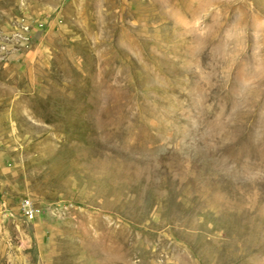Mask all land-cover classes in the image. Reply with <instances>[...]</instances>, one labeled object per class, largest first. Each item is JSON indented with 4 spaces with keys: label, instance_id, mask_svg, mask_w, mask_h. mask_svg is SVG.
Instances as JSON below:
<instances>
[{
    "label": "rangeland",
    "instance_id": "rangeland-1",
    "mask_svg": "<svg viewBox=\"0 0 264 264\" xmlns=\"http://www.w3.org/2000/svg\"><path fill=\"white\" fill-rule=\"evenodd\" d=\"M0 264H264V0H0Z\"/></svg>",
    "mask_w": 264,
    "mask_h": 264
},
{
    "label": "built area",
    "instance_id": "built-area-1",
    "mask_svg": "<svg viewBox=\"0 0 264 264\" xmlns=\"http://www.w3.org/2000/svg\"><path fill=\"white\" fill-rule=\"evenodd\" d=\"M22 212L27 219H33L37 213V207L30 198H26L22 201Z\"/></svg>",
    "mask_w": 264,
    "mask_h": 264
}]
</instances>
